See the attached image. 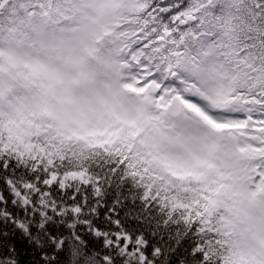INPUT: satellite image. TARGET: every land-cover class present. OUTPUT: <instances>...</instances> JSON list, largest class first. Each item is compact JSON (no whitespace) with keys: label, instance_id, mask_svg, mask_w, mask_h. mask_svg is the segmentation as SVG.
<instances>
[{"label":"snow or ice","instance_id":"1","mask_svg":"<svg viewBox=\"0 0 264 264\" xmlns=\"http://www.w3.org/2000/svg\"><path fill=\"white\" fill-rule=\"evenodd\" d=\"M0 264H264V0H0Z\"/></svg>","mask_w":264,"mask_h":264}]
</instances>
